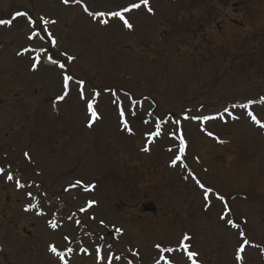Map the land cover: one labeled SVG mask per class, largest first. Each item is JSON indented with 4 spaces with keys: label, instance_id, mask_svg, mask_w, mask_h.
Segmentation results:
<instances>
[{
    "label": "rangeland",
    "instance_id": "rangeland-1",
    "mask_svg": "<svg viewBox=\"0 0 264 264\" xmlns=\"http://www.w3.org/2000/svg\"><path fill=\"white\" fill-rule=\"evenodd\" d=\"M127 2L81 0L91 12ZM81 4L0 0V20H12L0 24V264H60L49 244L73 249L67 264H109L108 252L121 257L112 264H155L161 255L192 264L187 251L198 254L196 264H264V128L248 115L264 124V0H150L153 13L125 14L132 29L118 18L94 19ZM16 12L55 20L57 48L44 32L29 40L27 17ZM41 48L75 57L59 56L85 81L98 119L74 83L55 99L63 94L60 69ZM249 100L247 109L232 107ZM181 135L185 151L172 165ZM190 174L225 197L236 226L220 220L224 202H205ZM77 179L94 187H70ZM89 200L96 203L81 212ZM143 203L154 210L143 213ZM29 204L36 207L25 211ZM241 232L249 243L237 260ZM185 233L186 251L178 244Z\"/></svg>",
    "mask_w": 264,
    "mask_h": 264
},
{
    "label": "snow or ice",
    "instance_id": "snow-or-ice-1",
    "mask_svg": "<svg viewBox=\"0 0 264 264\" xmlns=\"http://www.w3.org/2000/svg\"><path fill=\"white\" fill-rule=\"evenodd\" d=\"M70 2L72 3H76V4H81V0H62V3H64L65 5H68ZM81 6L83 7V10L85 13H87L88 15L92 16L94 19L96 17H104V16H108V17H113V18H118L120 21L123 22V27L128 28V29H132L133 28V24L130 23V21L128 19L125 18V14L128 13H132L134 10H139L142 7L144 9L147 10L148 13H153V8L150 6V0H138V2H133V0H128L126 6H121L119 8V10L116 11H104V12H90L88 7L86 5L81 4ZM15 16H24L27 17V23L29 26H31V31H30V35L28 36L29 40H32L35 37H39L41 32H44L47 34V38L48 40L51 42V46L52 48H57V40L56 38L53 36L52 32L49 30V25L51 24H55L56 21L55 20H49L43 16H40L38 19L33 20L27 12H16ZM15 18V17H14ZM13 18V19H14ZM101 23L107 24L108 21L107 20H103V21H99ZM12 23V20H0V24H8L10 25ZM22 51L26 52L29 51V49H23ZM57 51H59L57 49ZM40 54L42 55H46L48 61L53 64L56 65L59 69H60V79H61V92L63 93L62 95L58 94L55 99L57 101H63L65 99V97L69 94V92L71 91V85L74 83L75 85L79 86V96L81 101L85 104L86 106V111L87 113H89L91 115V117L93 119H98V114L96 111H94L93 105H94V100L93 99H89L88 96L85 94L84 91V84L85 81L83 80H77L75 79V77L73 75H71L69 72L65 71L66 69V64L65 63H61L60 62V58L59 56L64 57L67 61H73L75 60L74 56H70L67 54V52H61L59 54V56L55 57L53 56V54L49 53V50L47 48H41L39 49ZM22 53L18 52L17 55H21ZM34 59H39V57H36ZM37 67L36 63L32 64V68L35 69ZM99 93L93 91L92 93H90V95H92L93 97L97 96ZM131 99V98H129ZM261 103H264V97H261L260 100ZM132 103H135V101H132ZM253 101L249 100L247 103L245 104H241V105H236L233 104L232 107L236 108V107H241V108H245L247 109L249 107L250 104H252ZM229 111L228 108L224 109V112L227 113ZM119 115H120V119H121V123L124 127L125 130H127L128 132H131V128L129 127L127 121L125 120V109L123 107L119 108ZM248 115L251 117V119L253 120L254 123H256L257 125H259L261 128H264V124H261L260 121L256 118L255 115H253L251 112L248 113ZM214 117H209V116H191L189 117L188 115H184L183 119H194V120H210L213 119ZM175 123L177 125L180 124V120L175 121ZM92 125V120H89V127H91ZM157 131L154 133H151L152 136H157L159 135V128L160 125L159 123H157ZM208 135H213L211 132L208 133ZM185 147H186V142L183 139V136L181 135L179 137V152L178 154L175 155V158L172 159L171 163L172 165H176L177 161H180L182 159V156L184 154L185 151ZM144 151H147V147H145L143 149ZM25 157H29V153L25 152L24 153ZM3 169L0 168V173H3ZM191 175V174H190ZM8 180H13V174L11 172H9L7 174L6 177ZM191 178L195 181V183L199 186V188H201L202 191V196L203 199L205 200V202H208L210 197L215 195L216 198L218 200H220L221 202H224V213L220 216V220L226 222L228 225L231 226H236L233 222V220L228 219V213L230 212V208L227 204V202L225 201V197L220 195L219 193L215 192L214 189L212 187H206L195 175H191ZM83 185V190L85 192L90 191L94 186L93 185H88L85 184L82 180L77 179L73 184L70 185V187L75 188V187H79ZM16 186L17 187H23V185L21 184L20 180H16ZM29 196H31V193H28ZM95 201L89 200L86 202V206L81 208L80 211L81 212H87L89 209H91L93 207V205L95 204ZM36 207V205L34 204H29L26 208L25 211H28L31 208ZM42 215V213H40ZM91 219L95 220V217H91ZM50 226L52 228H57L58 225L55 222V220L50 221ZM104 221L101 220L100 221V225L104 226ZM116 232L121 233L122 229L120 228H116L115 229ZM240 238L243 241L242 243H239V247L236 249V258L237 260L241 259L240 253L244 250V246L247 245L249 243V240L247 238H245L246 234L241 232L240 234ZM65 239H67V237H65ZM189 240V236L185 233L183 235L182 238H178V244H179V248L182 250H187V244L186 241ZM155 247L160 250V252H173L175 251V249L173 248H162L160 244H156ZM48 251L55 254L58 259L60 264H67V261L65 260V255L66 253H71L73 251V249L71 247H68L66 249V252H59L57 251V247L55 245L49 244L48 245ZM86 251V249H85ZM96 252V258L97 261H101L104 259V257L101 255V247L97 246L95 249ZM198 254L196 252H192V251H187V256L189 258V260L192 261V264H196L195 259H193L195 256H197ZM121 257L119 256H114L113 253L108 252L107 253V260L109 262V264H112L113 260H120ZM165 261V264H172V261L169 260H165V257L163 255L160 256L159 260L155 261V264H160L161 261ZM128 264H131V261L128 262Z\"/></svg>",
    "mask_w": 264,
    "mask_h": 264
},
{
    "label": "water",
    "instance_id": "water-1",
    "mask_svg": "<svg viewBox=\"0 0 264 264\" xmlns=\"http://www.w3.org/2000/svg\"><path fill=\"white\" fill-rule=\"evenodd\" d=\"M143 210H144V211H147V210H154V207H153L152 204H147V205H144Z\"/></svg>",
    "mask_w": 264,
    "mask_h": 264
}]
</instances>
